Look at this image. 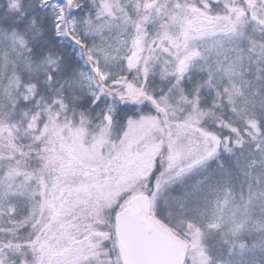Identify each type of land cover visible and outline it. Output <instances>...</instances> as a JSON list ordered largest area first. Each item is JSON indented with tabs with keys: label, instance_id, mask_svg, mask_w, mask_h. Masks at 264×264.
I'll return each mask as SVG.
<instances>
[{
	"label": "snow or ice",
	"instance_id": "obj_1",
	"mask_svg": "<svg viewBox=\"0 0 264 264\" xmlns=\"http://www.w3.org/2000/svg\"><path fill=\"white\" fill-rule=\"evenodd\" d=\"M0 264H264V0H0Z\"/></svg>",
	"mask_w": 264,
	"mask_h": 264
}]
</instances>
